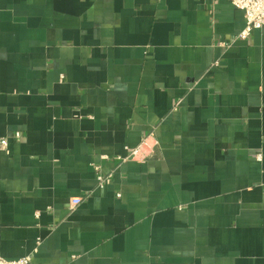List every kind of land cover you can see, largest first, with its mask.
Segmentation results:
<instances>
[{
  "label": "crops",
  "instance_id": "0c3cea01",
  "mask_svg": "<svg viewBox=\"0 0 264 264\" xmlns=\"http://www.w3.org/2000/svg\"><path fill=\"white\" fill-rule=\"evenodd\" d=\"M244 26L229 0H0V256L264 264V26L222 45Z\"/></svg>",
  "mask_w": 264,
  "mask_h": 264
},
{
  "label": "built area",
  "instance_id": "2783aa9c",
  "mask_svg": "<svg viewBox=\"0 0 264 264\" xmlns=\"http://www.w3.org/2000/svg\"><path fill=\"white\" fill-rule=\"evenodd\" d=\"M230 3L243 13L245 19L244 28L235 35H225L222 41V45H227L230 41L236 39H247L253 30L260 29L264 26V0H229ZM21 133L15 132L12 137L19 138ZM9 143L7 136L0 137V151H6ZM134 152L124 159L119 158L121 161H125L128 157H132ZM96 187L101 188L108 182L110 175H104L100 171V167L95 166ZM80 197H74L70 199V207L74 208L81 202ZM31 260L30 255H25L17 259H5L0 256V264H29Z\"/></svg>",
  "mask_w": 264,
  "mask_h": 264
}]
</instances>
